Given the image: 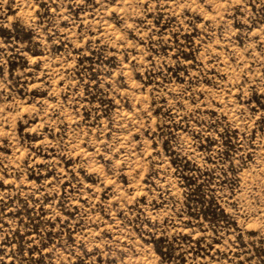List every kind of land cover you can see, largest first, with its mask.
Wrapping results in <instances>:
<instances>
[{
  "label": "rangeland",
  "instance_id": "obj_1",
  "mask_svg": "<svg viewBox=\"0 0 264 264\" xmlns=\"http://www.w3.org/2000/svg\"><path fill=\"white\" fill-rule=\"evenodd\" d=\"M0 264H264V0H0Z\"/></svg>",
  "mask_w": 264,
  "mask_h": 264
}]
</instances>
